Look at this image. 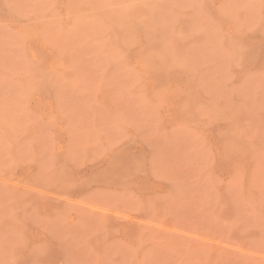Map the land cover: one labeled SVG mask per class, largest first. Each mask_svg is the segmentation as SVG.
<instances>
[{
	"label": "rangeland",
	"instance_id": "obj_1",
	"mask_svg": "<svg viewBox=\"0 0 264 264\" xmlns=\"http://www.w3.org/2000/svg\"><path fill=\"white\" fill-rule=\"evenodd\" d=\"M0 264H264V0H0Z\"/></svg>",
	"mask_w": 264,
	"mask_h": 264
}]
</instances>
